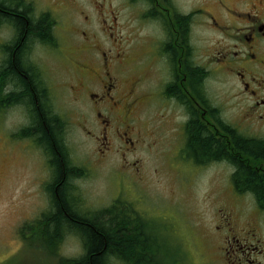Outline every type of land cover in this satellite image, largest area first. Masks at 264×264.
Segmentation results:
<instances>
[{"label": "flooded vegetation", "instance_id": "flooded-vegetation-1", "mask_svg": "<svg viewBox=\"0 0 264 264\" xmlns=\"http://www.w3.org/2000/svg\"><path fill=\"white\" fill-rule=\"evenodd\" d=\"M68 3L81 18L80 24L72 18L76 48L69 49L70 43L58 41L55 15ZM40 24L48 32L42 38L34 34ZM53 56L72 73L70 83L59 85L67 108L57 104L60 95L49 79ZM12 114L13 131L6 134ZM48 121L56 125L52 143L63 170L67 163L85 168L84 175L72 176L76 194L89 171L73 157L76 136L79 145L92 143L101 154L95 165L112 156L124 162L119 169L130 185L146 180L148 157L156 161L154 172L166 175L220 167L231 175L264 178V153L254 149L264 148V0H79L78 8L76 0H0V139L44 156L46 192L54 168L38 122ZM199 137L218 142L219 154L195 151ZM230 189L237 199L225 207L228 223L217 227L218 262L264 264V250L258 239L253 242L264 196ZM131 205L122 202L125 220L140 225ZM244 207L252 208L253 218Z\"/></svg>", "mask_w": 264, "mask_h": 264}, {"label": "rangeland", "instance_id": "rangeland-1", "mask_svg": "<svg viewBox=\"0 0 264 264\" xmlns=\"http://www.w3.org/2000/svg\"><path fill=\"white\" fill-rule=\"evenodd\" d=\"M76 5L78 8L79 0H76ZM55 11L58 41L70 43L67 48L69 45L76 48L74 25L80 24L81 18L76 17L79 11L76 6H69V3L65 7L60 5ZM74 17L75 24L72 20ZM127 39L131 37L127 36ZM137 48L138 44H135L134 50L139 51ZM49 66L52 89L56 88L54 94L60 95L56 102L63 107L67 104L63 103L59 85L62 81L70 83L72 73L66 64L59 63L57 56L51 57ZM152 111V114L157 111L155 104L152 105ZM7 119L4 127L6 134L13 131L11 124L16 115L12 114ZM150 121H155V117ZM75 141L78 144L72 149L73 157L78 159V165L86 164L89 168L88 176L81 186L84 204L78 203L82 214H93L107 208L118 198L136 196L138 204L133 207L136 213L144 214L142 219L152 221L150 225L159 230L152 232L151 226L140 224V227L143 226L141 232L145 233L144 239L148 237L150 241L153 240L150 246L154 247L157 243L162 263L169 257L165 260L174 264H221L214 252L216 233L221 232V229L217 232V227L228 223L223 222L228 210L225 207L237 199L230 189V172L215 167L200 175H166L154 172L156 161L148 157L146 180L130 185L119 169L120 166L125 167L124 162L120 163L117 156H112L106 164L95 165V161L102 156L93 144L88 143L85 147L79 145L78 136ZM28 147L16 143L6 145L5 137L0 139V264H59L42 249H36V240L29 241L34 236L32 232L25 230V236L20 234L25 224L35 222L49 208V197L44 191V182L49 176L43 164L45 158L37 148ZM127 159L131 160L132 157ZM73 195L74 198L78 197L76 193ZM238 208L241 209L239 204ZM250 209L244 207L243 210L253 218L255 213H251ZM245 218L243 214L240 226H244ZM259 224L256 230L258 236L253 242L258 239L257 245L264 250V217H259ZM60 253L67 259L81 257L84 254L82 241L76 234H68ZM169 261L166 263L171 264ZM114 264L121 263L115 261Z\"/></svg>", "mask_w": 264, "mask_h": 264}, {"label": "trees", "instance_id": "trees-1", "mask_svg": "<svg viewBox=\"0 0 264 264\" xmlns=\"http://www.w3.org/2000/svg\"><path fill=\"white\" fill-rule=\"evenodd\" d=\"M21 22V28L24 29V21ZM34 34L41 38L45 37L48 34L47 28L41 24L37 25L34 27ZM17 62L19 64V60ZM20 78L22 85L29 90L28 82L22 76ZM29 99L32 101L33 95L30 94ZM38 124L39 130L47 141L43 145L52 159L54 168V177L46 188L49 208L35 222L25 224L20 234L25 236V230L32 232L34 236L29 238V241L36 240V249H42L59 264H114L115 261L121 264H168L166 262L169 260L165 259L169 257H166L163 263L159 258L157 243L151 247L153 240L150 241L148 237L143 239L145 237L142 235L139 223L125 220V214L119 211L116 204L93 214L81 213L78 204L81 203L78 201L79 193L78 197L74 198L75 192L71 179L75 173L84 175L85 170L71 168L67 163L64 171L52 143L56 125L50 121L46 126L41 122ZM245 144L248 143L245 141L241 143V145ZM194 148L197 152L201 149L211 156L219 154L220 150L219 143L214 139L205 140L200 137ZM254 149L260 154L264 153L261 144L256 145ZM232 182L238 191H254L256 195L264 196V178L262 177L239 173L232 176ZM261 209L264 211V206ZM141 223L146 225L143 221ZM68 234H76L82 241L84 254L81 257L67 259L61 255L60 248Z\"/></svg>", "mask_w": 264, "mask_h": 264}]
</instances>
